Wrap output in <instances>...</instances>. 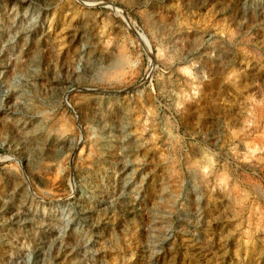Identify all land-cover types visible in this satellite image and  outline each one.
<instances>
[{
  "label": "rangeland",
  "instance_id": "1",
  "mask_svg": "<svg viewBox=\"0 0 264 264\" xmlns=\"http://www.w3.org/2000/svg\"><path fill=\"white\" fill-rule=\"evenodd\" d=\"M0 264H264V0H0Z\"/></svg>",
  "mask_w": 264,
  "mask_h": 264
}]
</instances>
